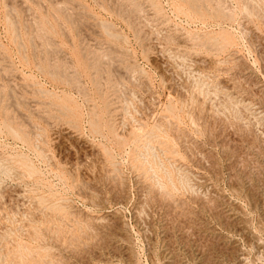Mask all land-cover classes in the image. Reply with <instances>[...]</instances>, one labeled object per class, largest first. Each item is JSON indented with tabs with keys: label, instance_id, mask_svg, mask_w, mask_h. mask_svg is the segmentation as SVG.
<instances>
[{
	"label": "rangeland",
	"instance_id": "1",
	"mask_svg": "<svg viewBox=\"0 0 264 264\" xmlns=\"http://www.w3.org/2000/svg\"><path fill=\"white\" fill-rule=\"evenodd\" d=\"M0 264H264V0H0Z\"/></svg>",
	"mask_w": 264,
	"mask_h": 264
},
{
	"label": "bare ground",
	"instance_id": "2",
	"mask_svg": "<svg viewBox=\"0 0 264 264\" xmlns=\"http://www.w3.org/2000/svg\"><path fill=\"white\" fill-rule=\"evenodd\" d=\"M182 135V134H181ZM186 139V138H185ZM149 143V142H148ZM186 145V144H185ZM155 160V159H154ZM164 166V165H163ZM176 168V167H175ZM150 169H151V167H150ZM164 169H165V167H164ZM177 169V168H176ZM180 171V170H179ZM165 173H166V171H165ZM156 175V174H155ZM169 175V174H168ZM183 175H185V174H183ZM153 176V175H152ZM169 177V176H168ZM182 177V176H181ZM172 182V181H171ZM158 184H159V181H158ZM184 186V185H183ZM173 205V204H172ZM55 206V205H54ZM172 207V206H171ZM94 234V233H93ZM32 254V253H31ZM46 262V261H45Z\"/></svg>",
	"mask_w": 264,
	"mask_h": 264
}]
</instances>
